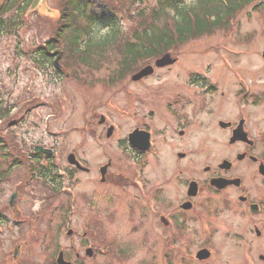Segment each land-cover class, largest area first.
Instances as JSON below:
<instances>
[{"label": "rangeland", "instance_id": "obj_1", "mask_svg": "<svg viewBox=\"0 0 264 264\" xmlns=\"http://www.w3.org/2000/svg\"><path fill=\"white\" fill-rule=\"evenodd\" d=\"M34 1L29 2L30 7L25 15L24 26L16 28L20 39L22 37L24 40L23 48L34 49L40 43L47 41L54 32L50 29V22L57 24L60 17V0H36L35 6L32 8ZM196 1L186 0V3L193 5ZM151 2L156 4L155 0H151ZM263 2L264 0H255L243 8L236 20L238 27L233 35H228L225 28L215 27V31L211 34L189 40L183 46L177 44L181 61L183 60L182 66L178 65L180 62L178 64L171 63L158 68L155 77L152 79L146 78L140 81L129 79L128 87L123 93L117 88V92L112 94L115 89L112 90L108 84L107 76H113L111 74L116 66L113 61L109 62L105 59L98 61V70L94 73L87 68H85L86 72H79L80 77H87V81H92L91 85H84L82 78L78 79L74 76L73 79L66 78L64 74L59 78L60 76L56 75L52 68L37 67L26 56L25 58L15 56L14 54L17 52L14 51V42L7 36V31H4L0 36V93L4 98H10L11 105H16V108L12 110L6 120L0 119V126H4L7 121L20 116L23 111L31 107L30 104L34 99L39 101V97L42 99L41 103L39 102L40 104L36 108L33 107L35 109L23 124L16 126V132L21 134L19 138L25 139L27 144H34L43 140L46 144L53 143L61 147L64 146L65 157L73 149H78L82 153L86 151V159L92 166V171L87 173L77 171L72 175L71 180H66L64 183L65 186H73L74 192L77 194L76 212L73 213V221L71 227L68 228L75 231L74 243L67 236V228L62 230L60 227L58 238H52L51 229L56 235V229H54V226L58 224L56 218L55 221L51 220L53 222L51 229L48 227V220L52 217L51 210L53 207L51 206L66 209L68 197L65 194L60 195L59 198L47 205L49 201L45 197H40L36 193L37 191L33 193L29 189L27 193L23 192L24 194L21 195L19 183L13 184L10 181L1 183L0 214L5 219L0 217V248H2L0 259L11 261L12 264H27L32 260L39 264H48L50 260L47 259V255L50 250L51 256L56 259L58 250L65 249L69 254L67 260L72 264H78L80 261H83L84 264H94L96 260L97 264H102L105 259L100 256L92 260L87 257L88 244H96L97 237L84 231L85 223L90 229L94 223H99L100 228L107 229L108 236L117 235L124 241V245L129 247L132 254L129 264H150L153 256L151 243L152 240L158 242L153 243L154 252L156 250L155 245L160 244V240L157 238L160 229L153 225L150 215L143 221L141 220L142 205L137 204L138 207L135 208L128 204L129 194L127 195L121 186H118L120 184L116 177H111V182L101 183L99 170L108 162L110 157L115 163L125 161L127 158L122 150L117 148V136H112L110 139L106 138L108 128H103L104 125L99 118L94 119L93 109L96 107L103 109L102 111L112 120L121 122L127 131L136 125H140L147 111L154 110V125L159 132L158 139L162 135L167 136V144L162 142L159 145L161 156L170 155L173 162L178 152L193 151L199 138L209 141L216 138L219 142L225 141V136L219 132L217 118L225 117L238 120L240 110L236 105L233 93L226 96L221 94L224 89H229L231 92L239 90L237 78L225 68L222 59L229 57L234 61L235 68L243 72L248 82L251 83L254 92L261 94L264 91V11L255 12L252 10L253 5ZM137 6L138 4L135 3L134 7ZM135 9H130V11ZM121 22L124 29L128 28L127 20L121 19ZM129 25L131 28L132 25L130 23ZM109 32V24L103 25L101 23L96 26L93 32L94 39H101ZM60 43L65 45L62 41ZM228 47L233 51L232 54L230 53L231 55L226 49ZM112 56L115 54L112 53ZM38 68L43 70L45 74ZM190 73L205 75L211 82H217L219 91L215 95L208 94L207 97L206 93L203 94L205 98L212 100L207 108L198 115L202 125L199 124V120L194 121L190 127L191 134L190 139H188L190 142H181L173 132L175 129L172 128L173 125L163 112V108L166 103L165 97L169 92L178 90L191 93L190 91L198 90L204 93L206 91L201 86L191 89L186 87ZM49 75H54L55 79L52 77L48 79ZM197 80L202 81V78ZM26 99L28 101H25ZM62 99L64 100L62 108L60 107L62 111L58 116L53 115V107L49 103L55 104L57 108L59 100ZM119 105L127 109L128 114L117 111L116 106ZM251 110L256 123V131L264 128V100L255 107H251ZM131 111L137 112L135 118L130 115ZM47 126L51 132L59 133V136L50 137L46 130ZM164 127L166 129H163ZM84 128H93L97 131V135L103 129L102 144L95 142V137L89 131L85 133ZM226 154H233L232 150L227 148ZM168 156L163 159V161L166 160V163L163 162L158 165L159 168L162 166L165 168L158 172V166H148L146 169L147 176L150 177L153 184L173 189L175 194L172 197L176 196L177 198L183 188L182 185L173 183L171 177L164 180L160 179V173L170 172L173 176L176 172L184 179L186 174L180 173V169L184 171L191 169L182 161L179 162V165L176 160L173 163ZM110 168L111 172H117L121 169L126 171L128 164L126 162L124 165L114 164ZM24 176L25 172L20 168L15 170L11 177L21 180ZM115 184L117 186L114 187ZM35 194L36 197H33ZM18 196L21 197V206L25 213L19 217L25 220V225L24 228L22 226L23 231L21 232H19L20 226L16 227L17 229L11 228L13 232L11 233L9 226H14L15 219L18 220L15 215L16 211H14ZM27 196L30 199H26ZM10 200L12 201L10 202ZM58 221L60 222V220ZM44 235H46V243L42 249H39L38 240H41ZM23 238L27 243L26 245L23 243ZM58 242V246L62 248L56 249ZM71 246H74V249ZM76 253L79 254V258ZM235 254L233 252V256H236ZM153 257V264H163L159 256Z\"/></svg>", "mask_w": 264, "mask_h": 264}, {"label": "flooded vegetation", "instance_id": "obj_2", "mask_svg": "<svg viewBox=\"0 0 264 264\" xmlns=\"http://www.w3.org/2000/svg\"><path fill=\"white\" fill-rule=\"evenodd\" d=\"M221 94L224 96L225 92ZM211 100L203 98L199 92L167 93L165 101L171 114L169 120L179 141L190 142V138H187L190 127L194 121L199 120L198 115L207 108ZM199 124L202 125L201 120ZM255 124L252 110L247 114L241 112L238 120L219 117L217 125L219 132L225 136V141L199 138L193 151L178 152L174 162L170 155L158 156L159 163H166L163 159L168 156L173 163L176 160L179 165L182 161L191 169H180V173L186 174L184 179L176 172L173 176L170 172L160 173V179L171 177L173 183L182 185L177 198L172 197L175 194L173 189L153 184L147 174L139 177L140 171L131 164V159L142 158L143 164L148 166L145 153L128 144V133L119 139L118 146L122 152L129 154L126 156L129 160L114 162L111 166L124 165L126 162L128 169L117 172L109 170L105 181L101 183L111 182L109 175L114 173L113 176L124 182L118 186L129 194L128 204L135 208L138 207L137 204L142 205L141 220L150 215L153 225L160 229L157 234L160 244L155 245L154 252L153 243L158 242L152 240L151 243L152 255L159 256L163 264H264V128L256 131ZM137 127L145 129L139 126L135 128ZM87 131L93 137L103 136V129L98 135L93 128ZM155 141L158 145L162 143L161 139L155 138ZM227 148L233 154H226ZM20 158L35 161V168H50V165L44 164L43 160L47 159L44 155ZM51 163V167L54 166L55 169L60 167L54 161ZM137 178L142 181L138 182ZM30 179L33 182L34 177ZM19 183L21 192L25 190V186L22 182ZM192 183H195L193 187ZM31 188L28 186L26 190ZM21 231L23 230H19ZM99 231L103 237L108 234L105 228ZM113 239L121 252L130 253L129 247L124 245L120 237L113 235L111 240ZM71 247L74 249V246ZM231 250L236 256H233ZM111 253L112 251L110 255ZM199 253L202 257H198ZM207 253L209 256L204 258ZM76 256L79 254L76 253ZM108 256L109 254L103 255ZM153 256L150 264H153Z\"/></svg>", "mask_w": 264, "mask_h": 264}, {"label": "trees", "instance_id": "obj_3", "mask_svg": "<svg viewBox=\"0 0 264 264\" xmlns=\"http://www.w3.org/2000/svg\"><path fill=\"white\" fill-rule=\"evenodd\" d=\"M30 1H1L0 36L5 30L24 26ZM249 1L252 0H197L193 5H187L185 0H157L156 4L151 0H131L133 5L136 3L138 6L130 13L132 27L124 29L118 21L119 8L114 0H60L58 22H50L53 35L34 49L24 48L14 55L18 58L26 56L37 67L54 68L60 76L63 71L71 70L78 79L82 78L78 73L86 72L85 68L92 73L97 71L98 61H113L116 66L110 80L114 84L115 80H123L171 47L177 44L183 46L189 40L213 33L215 27L227 25L235 10ZM118 2L122 4L123 0ZM169 9L174 11V17L168 14ZM101 23L109 24L110 32L95 40L91 37L93 25ZM141 27L145 28L141 31ZM84 33L89 36V40L91 38L85 50L79 41ZM60 41L65 45H61ZM58 56H61L63 70L55 66V57ZM82 80L84 85L92 84L91 80L87 81V77ZM3 100L0 93V119L6 120L14 106H4ZM3 127L0 126V181H9L13 165L22 162L11 157L23 155V152L18 148L16 135L5 132ZM54 198L55 195H49L46 198L49 201L47 205Z\"/></svg>", "mask_w": 264, "mask_h": 264}, {"label": "water", "instance_id": "obj_4", "mask_svg": "<svg viewBox=\"0 0 264 264\" xmlns=\"http://www.w3.org/2000/svg\"><path fill=\"white\" fill-rule=\"evenodd\" d=\"M35 3H36V0L34 1L33 3V6L32 8H34L35 6ZM173 61L171 60L169 54L165 55L163 58L159 59L156 64L157 66L159 67H162V66H166V65H169L171 64ZM153 71V67L152 66H148L146 68H144L143 70H141L138 74H136L133 79L135 80H138L146 75H149L151 74ZM71 160V159H70ZM57 262L58 264H71L70 262H67L65 259H64V256H63V252H60L59 256H58V259H57Z\"/></svg>", "mask_w": 264, "mask_h": 264}]
</instances>
